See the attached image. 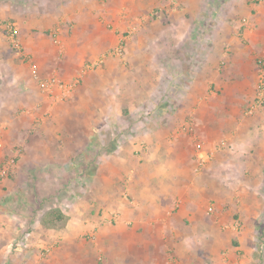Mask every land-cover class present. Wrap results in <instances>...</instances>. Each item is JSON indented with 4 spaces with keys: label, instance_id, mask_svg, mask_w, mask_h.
I'll return each mask as SVG.
<instances>
[{
    "label": "crops",
    "instance_id": "crops-1",
    "mask_svg": "<svg viewBox=\"0 0 264 264\" xmlns=\"http://www.w3.org/2000/svg\"><path fill=\"white\" fill-rule=\"evenodd\" d=\"M5 1L33 8L0 7L23 49L0 30V170L16 158L0 184V264H264V106L247 112L264 82V0H129L114 13L119 36L134 31L125 61L111 46L85 71L97 52L76 40L99 45L105 17L91 5L105 1ZM144 9L167 23L141 27ZM60 23L62 64L46 33ZM33 63L82 81L59 101ZM21 173L52 175L53 189L34 193ZM38 195L57 202L27 203ZM55 208L64 219L44 225Z\"/></svg>",
    "mask_w": 264,
    "mask_h": 264
},
{
    "label": "rangeland",
    "instance_id": "rangeland-1",
    "mask_svg": "<svg viewBox=\"0 0 264 264\" xmlns=\"http://www.w3.org/2000/svg\"><path fill=\"white\" fill-rule=\"evenodd\" d=\"M100 1H105V2H102L99 5H96V4H92L91 5V6L94 7L95 11L101 12L104 15L103 17H105L104 18L105 21L103 20V22H104L103 24L105 25L106 35L104 37H102L103 39L100 38V37L97 38V41H96L100 46L96 45V47L92 46L91 48H89L88 47L89 39L87 37H85V36H79L77 38V40H76V41H79L80 45H85L87 51H94L95 50L97 52V57L98 58L91 59V62H90L89 57L86 58L88 60L85 59L86 62L84 64V66H85L86 70L87 69L88 70L89 69H95V68H96L95 70L101 69L104 66L105 62H106L105 60H108L107 59L108 57L106 58L104 56L106 54L104 51H105V49L110 48L111 46L113 47L111 49V50H113L112 53H111L113 55V57L111 59L114 60V59L118 58L116 60H119L120 63L124 62L125 61V52H126L125 49H126L127 45L129 44V42L131 43V41H129V40H131L130 37H133V35H134V31H131V28L128 31H125L124 36H122V35L119 36L118 33L114 29L116 15L118 14V12L120 10L119 8L122 7V9L123 8L126 9L129 6V0H100ZM2 3H6V1L5 0H0V7H8V8L11 7V9H12L11 11L13 12L12 16L16 15L17 13L22 12V11L27 13V12L31 11L32 8H33L32 5H30V4L29 5L28 4H23V5H19V4H15V5H13V4L7 5L6 4L5 5L4 4L3 5ZM142 12L145 13V14H142V17H141L142 21L139 22V25H141V27H145V26H147L148 24H151V23H157L158 27H162V25L167 23V21L165 20L167 18L166 15L162 16V14L157 9H153L151 12H148V11H146V9H144V11H142ZM12 16L9 17L6 20H0V30L3 33L4 40H5V34H6V38H7L8 42L10 43L11 41L8 39V37H7L8 35H7L6 31H5V22H13V23H15L16 27H17V35H16L17 42H16V44H13L11 42V46L13 48H15V50L23 51L22 45L20 44L19 38H18V36H19L18 27H19V23L20 22L18 23V20L15 17H12ZM147 16H148V20L146 19ZM62 22L68 24V25H66V27H67V40L69 42H71L73 40V38H72L73 29L72 28L74 27L73 26L74 22H69V21H62ZM197 22H195V21L191 22L194 25L193 28H198L199 25H197ZM83 23H86V22H83ZM62 29H63V25H62V23H60V26L59 25H56L55 27L53 26L52 29H50L49 31L46 32L48 34V36L51 37L52 43L56 47V61L59 64H62L64 62H66V60H67L66 57H67V55L70 54V53H68V50H67L68 49L67 40L65 39V37L62 36V31H61ZM138 34H139V32H138ZM187 36H189V35H187ZM140 37H141V35L140 36H135L134 37V43H132V44H146L147 43L145 37L142 38V41H143L142 43L139 42V38ZM157 38L158 39H155L156 40L155 44H163L164 37L159 35ZM99 40L102 41V42H107V43L102 46V44H100ZM100 48H102V50H103L102 52H99ZM21 58L24 59V60L31 59L30 56L26 57V55H22ZM69 60H68V62H69ZM87 62H90V63H87ZM92 64H95V65L93 67H91V68L87 67V65H92ZM34 66H36L38 68V66L33 63L31 65L32 70H33ZM160 66L161 67H163V66L167 67L165 62H162L160 64ZM38 72H39V75H41L42 77H51L52 75H56V76L60 77L61 79H65L62 76V74L59 72V68H57V67H54L52 72L50 74H48V75L43 74L39 69H38ZM65 80L68 81L67 79H65ZM81 81L82 80H80V82ZM80 82L77 85V87L75 88V90L80 85ZM262 82L263 81L259 82V85ZM259 85H258V88H257V96H259ZM263 86H264V82H263ZM75 90H73L70 93V95H68L66 98H69L73 94V92ZM58 93H59V91H58ZM66 98H64V99H66ZM61 100L59 99V101H61ZM261 101H262L261 104H259V102L257 101V97H256V99L253 100L249 104V106L247 108V112H249V110L251 108L253 109V112H255L256 107H259L260 105L263 107L264 106V95H263ZM249 113H251V112H249ZM93 147L96 149L97 145H94ZM252 150H251V152H252ZM97 152H98L97 150H94L93 154L96 155ZM11 159H13V158H11ZM11 159L6 161L5 164H4L5 167H7L9 169L7 176H9V174L11 172V169H12L11 165L15 162L16 158H14V160H11ZM205 162H207V160H205L200 165H203ZM244 170H246V169H244ZM20 176H19V179L17 180L16 183L25 186L26 189L28 188L31 191L34 190L33 191L34 193L36 191H39V192L40 191H44V192L48 191L49 192L50 189L52 188L51 182L54 181L53 178H52V175L51 176H47V177H45L43 175H39L38 178H40V180H37L34 177L30 178L31 180H28L29 176H23L22 173L20 174ZM28 199L30 200V202L27 200V203H29L30 205L32 204L33 206H38L40 204V200L42 201V204H45V205H49L50 202L56 201L55 199H54V201H50L47 197L43 198V197H39V195L38 196H30ZM259 200H260V203L262 202L264 204V198H263L262 195L259 196ZM15 201H16V199H15ZM15 203H17V202H15ZM261 232H262L261 236L263 238L264 237V228H262V227H261ZM46 255H44V256H46Z\"/></svg>",
    "mask_w": 264,
    "mask_h": 264
},
{
    "label": "built area",
    "instance_id": "built-area-1",
    "mask_svg": "<svg viewBox=\"0 0 264 264\" xmlns=\"http://www.w3.org/2000/svg\"><path fill=\"white\" fill-rule=\"evenodd\" d=\"M5 31L7 33V37L8 39L13 43L16 44L17 42V27L16 24L13 22H5ZM96 64V63H95ZM95 64L92 65H87L88 68L93 67ZM86 69H84L83 71H85ZM81 75L76 76L74 79L72 80H68L66 81L65 79H61L60 77L56 76V75H52L51 77H42L41 75H39L38 72V68L36 66L33 67L32 70V76L39 82V85L42 89L43 92H45L46 94L49 95H54L58 100L60 99H64L66 98L68 95H70V93L75 90V88L77 87V85L80 82L81 79ZM59 91V93H58ZM263 97V82L260 83L259 85V96H257V101L259 102V104H261V99ZM249 112H253V109L251 108L249 110ZM226 143L225 142H221V144L219 145V147L224 146ZM14 160V159H11ZM204 158L200 157V164H202L204 162ZM9 169L7 167H2V169L0 170V184L1 181L4 177L7 176ZM50 251L49 248H45L42 251L43 255H46L48 252Z\"/></svg>",
    "mask_w": 264,
    "mask_h": 264
},
{
    "label": "trees",
    "instance_id": "trees-1",
    "mask_svg": "<svg viewBox=\"0 0 264 264\" xmlns=\"http://www.w3.org/2000/svg\"><path fill=\"white\" fill-rule=\"evenodd\" d=\"M64 219V215L61 212L60 209H51L48 212H46L42 217V222L44 225L47 226H55V222L61 221Z\"/></svg>",
    "mask_w": 264,
    "mask_h": 264
}]
</instances>
